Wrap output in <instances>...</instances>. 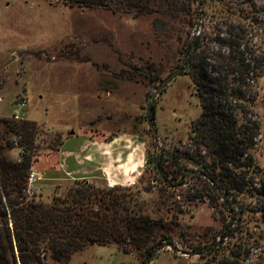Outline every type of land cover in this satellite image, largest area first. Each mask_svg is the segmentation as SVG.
<instances>
[{
	"label": "rangeland",
	"instance_id": "374dc122",
	"mask_svg": "<svg viewBox=\"0 0 264 264\" xmlns=\"http://www.w3.org/2000/svg\"><path fill=\"white\" fill-rule=\"evenodd\" d=\"M258 2L261 7L253 10L264 21V1ZM195 9L201 14L199 32L210 31L212 8ZM154 19V15L134 18L132 13L109 8L55 6L47 0H0V117L17 113L20 120L38 122L46 138L65 137L61 151H80L87 132L107 138L138 137L146 159L147 154L169 156L176 149L185 153L191 148L190 126L202 111L188 75L176 77L154 100L157 139L146 119L156 87L186 65L180 24L173 37L159 40ZM261 49L264 55V38ZM260 84L259 90L253 86L245 95V99L257 97L254 106L240 103L249 110L248 118L261 125L248 153L253 158L248 161L251 173H260L254 179L259 184L264 181V80ZM19 98L27 101L22 110L16 108ZM52 153L34 164L41 179L28 198L49 199L55 188L61 196L68 193L70 183L54 187L51 180L57 177ZM11 155L17 157L18 152ZM66 156L65 152L59 167L71 174L76 158ZM168 163L171 166V160ZM147 166V172L126 188L134 190L133 197L138 194L130 210L157 225L151 238L141 246L86 243L68 261L57 264H144L168 232L171 240L163 243H175L184 251L213 246L192 257L167 248L150 264H264V211H258L264 209L262 199L217 191L204 176L193 177L190 170L199 168L183 161L175 166L182 168L183 175L173 185L162 182L152 165ZM244 208L248 211L242 213ZM48 254L41 249L42 262L56 264Z\"/></svg>",
	"mask_w": 264,
	"mask_h": 264
},
{
	"label": "trees",
	"instance_id": "16d2710c",
	"mask_svg": "<svg viewBox=\"0 0 264 264\" xmlns=\"http://www.w3.org/2000/svg\"><path fill=\"white\" fill-rule=\"evenodd\" d=\"M47 1L67 8L125 11L134 18L154 15L153 28L159 40L173 37L179 23L185 63L190 62L181 75L190 77L202 111L190 126L191 148L185 153L176 149L169 156L163 152L147 154L146 169L152 165L162 182L173 185L183 175L182 168L175 167L178 163L199 165L190 173L205 177L217 191L264 201V181H254L260 173H251L253 166L248 162L253 160L248 153L254 149L261 125L249 119V110L240 104L254 106L257 97L245 99V95L253 86L259 90L264 80V21L253 10L261 7L260 0ZM195 8H212L213 18L210 31L199 32L193 43L198 18ZM152 118L155 121L154 105ZM45 133L36 121L0 117V264H44L43 248L50 251L51 261L65 263L86 243L141 246L151 238L157 225L139 211L130 210L138 197H133L131 187L110 189L75 180L64 196L55 188L49 199H42V195L28 198V176L34 164L41 156L59 151L64 142L65 137L46 138ZM13 151L18 152L17 157L11 155ZM165 240H171L170 232L162 243Z\"/></svg>",
	"mask_w": 264,
	"mask_h": 264
},
{
	"label": "crops",
	"instance_id": "0c3cea01",
	"mask_svg": "<svg viewBox=\"0 0 264 264\" xmlns=\"http://www.w3.org/2000/svg\"><path fill=\"white\" fill-rule=\"evenodd\" d=\"M81 150L57 151L50 157L55 159L56 176L54 187L72 183L75 180H87L105 186L107 181L117 186L127 187L136 182L145 170L146 150L138 137L127 134L115 136H93L87 132ZM87 139V140H86ZM68 159L76 158L71 174L61 170L59 165L64 153ZM41 160V158H40ZM39 163V162H38Z\"/></svg>",
	"mask_w": 264,
	"mask_h": 264
},
{
	"label": "water",
	"instance_id": "95a60500",
	"mask_svg": "<svg viewBox=\"0 0 264 264\" xmlns=\"http://www.w3.org/2000/svg\"><path fill=\"white\" fill-rule=\"evenodd\" d=\"M200 17L201 14L200 12H198V18H197V25L196 28L193 32V37H192V42L194 43L196 40L197 35L199 34V29H200ZM190 65V62L188 61L186 63L185 66H180L178 67L176 70H174L173 72H171L155 89L154 94L151 97V100L148 102L147 108H146V119H147V123L150 127V129L153 131V133L155 134V138L157 139V130H156V126L154 124L153 118H152V107H153V103L154 100L156 99V97L168 86V84L174 80L176 77L180 76L182 73L186 72L188 67ZM70 134H74V132H71ZM198 168H200L199 165H197ZM208 177V176H207ZM213 245H209L206 248H203L201 251H195V252H189V251H184L182 249H180L175 243L172 242H165L162 243L159 247L154 248L152 254L150 257L145 259L144 264H150V262L155 258V256L157 255V253L161 250L170 248L173 252H176L178 254H181L182 256H188V257H192V256H200L205 249L211 247Z\"/></svg>",
	"mask_w": 264,
	"mask_h": 264
},
{
	"label": "built area",
	"instance_id": "2783aa9c",
	"mask_svg": "<svg viewBox=\"0 0 264 264\" xmlns=\"http://www.w3.org/2000/svg\"><path fill=\"white\" fill-rule=\"evenodd\" d=\"M27 105V101L23 98H19L16 102V108L18 110H22L26 107ZM17 112V111H16ZM15 115L13 116L14 119L16 120H20L19 116L17 113H14ZM41 179V176L35 171V170H32L30 171L29 173V176H28V189L26 191V193H31V188L33 186V184L36 182V181H39ZM134 184V183H133ZM108 188L110 189H113L115 187H118L115 183H112L111 181H107V185H106Z\"/></svg>",
	"mask_w": 264,
	"mask_h": 264
}]
</instances>
